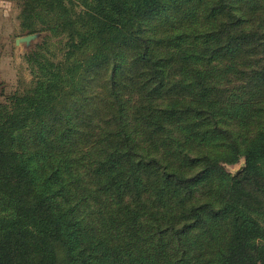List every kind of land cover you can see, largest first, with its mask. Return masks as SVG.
I'll return each mask as SVG.
<instances>
[{"label":"trees","instance_id":"trees-1","mask_svg":"<svg viewBox=\"0 0 264 264\" xmlns=\"http://www.w3.org/2000/svg\"><path fill=\"white\" fill-rule=\"evenodd\" d=\"M21 17L60 46L31 53L28 88L0 85V264H264V0Z\"/></svg>","mask_w":264,"mask_h":264},{"label":"rangeland","instance_id":"rangeland-1","mask_svg":"<svg viewBox=\"0 0 264 264\" xmlns=\"http://www.w3.org/2000/svg\"><path fill=\"white\" fill-rule=\"evenodd\" d=\"M27 0H0V85L6 93L22 91L32 84L31 70L28 64V58L34 50L41 53L54 52L59 47L56 36H51L48 30H39L28 33L22 28L24 21L21 17L22 3ZM29 36V38H27ZM28 39L19 40L17 39ZM46 41V44H43ZM44 45V46H43ZM43 46V47H40ZM56 51V50H55ZM59 54L57 51L55 52ZM98 79L102 83L106 78V69L97 68ZM163 162V160H161ZM229 175L235 176L245 166V160L240 157L236 162L231 164H222ZM227 234L221 233L219 248L224 247ZM217 249V248H215ZM218 251V250H217ZM151 256L154 251H148ZM204 251H202L201 257ZM218 256L216 250L209 251V257ZM146 251H138L135 248L129 252V257L141 258V264H149L148 258H145ZM129 258V260H130ZM145 258V259H144ZM152 260H155L152 259Z\"/></svg>","mask_w":264,"mask_h":264},{"label":"water","instance_id":"water-1","mask_svg":"<svg viewBox=\"0 0 264 264\" xmlns=\"http://www.w3.org/2000/svg\"><path fill=\"white\" fill-rule=\"evenodd\" d=\"M27 38H29V36H28ZM27 38H26V39H24V38H22V39H17L16 42L19 41V40H28Z\"/></svg>","mask_w":264,"mask_h":264}]
</instances>
